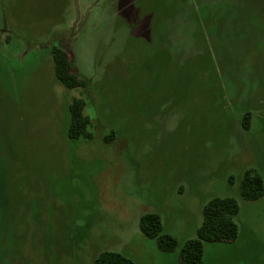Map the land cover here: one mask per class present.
<instances>
[{"label": "rangeland", "instance_id": "obj_1", "mask_svg": "<svg viewBox=\"0 0 264 264\" xmlns=\"http://www.w3.org/2000/svg\"><path fill=\"white\" fill-rule=\"evenodd\" d=\"M53 45L86 89L58 80ZM81 96L92 136L70 138ZM248 170L264 183V0H0V264H180L215 196L239 201V235L201 264H264Z\"/></svg>", "mask_w": 264, "mask_h": 264}, {"label": "trees", "instance_id": "obj_2", "mask_svg": "<svg viewBox=\"0 0 264 264\" xmlns=\"http://www.w3.org/2000/svg\"><path fill=\"white\" fill-rule=\"evenodd\" d=\"M52 57L54 72L60 82L68 88H87L88 81L83 78L74 65V58L67 47L53 45ZM84 97H75L70 103V138H90V118L84 113ZM249 113L245 115V122ZM264 183L260 175L246 171L242 179L241 195L245 199H256L263 195ZM239 201L232 196H215L208 200L203 208V221L198 228L197 236L187 240L179 252L180 264H201L205 244L208 242L230 241L239 235V226L234 217L239 212ZM141 232L157 240L158 247L164 251H173L178 247L177 239L163 231L161 218L156 212L144 213L140 218ZM94 264H135L129 256L117 251H103Z\"/></svg>", "mask_w": 264, "mask_h": 264}]
</instances>
